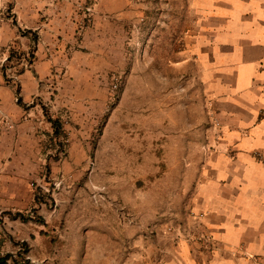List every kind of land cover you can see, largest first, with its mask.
I'll return each mask as SVG.
<instances>
[{"label": "rangeland", "instance_id": "rangeland-1", "mask_svg": "<svg viewBox=\"0 0 264 264\" xmlns=\"http://www.w3.org/2000/svg\"><path fill=\"white\" fill-rule=\"evenodd\" d=\"M13 1L0 0V102L5 88L17 102L23 71L36 78L37 48L56 51L64 40L39 22L33 32L22 28L33 33L28 42L9 40L17 31ZM79 15L73 41L39 84L45 95L31 99L60 133L28 127L33 142L9 159L23 168L11 175L23 197L20 212L0 213V259L158 264L166 234L196 241L199 228L190 181L208 152L211 122L190 55L196 20L189 0H84ZM5 112L0 103V135L10 123ZM17 213L27 220L12 219ZM119 230L130 234L120 241Z\"/></svg>", "mask_w": 264, "mask_h": 264}, {"label": "crops", "instance_id": "crops-1", "mask_svg": "<svg viewBox=\"0 0 264 264\" xmlns=\"http://www.w3.org/2000/svg\"><path fill=\"white\" fill-rule=\"evenodd\" d=\"M189 2L196 20L190 55L210 114L209 149L190 181V207L199 223L193 231L196 241L184 236L173 240L172 234H166L168 243L160 246L158 264H264V0ZM46 4L50 8L39 13V6ZM83 4L84 0L13 1L17 31L9 40L28 42L33 33L26 35L22 28L33 32L39 29L37 22L46 28L45 34L50 30L64 40L54 44L56 51L37 48L36 78L27 70L18 75L17 102L10 89H4L0 103L11 126L0 135V213L19 211L23 192L15 183L19 179L11 175L23 168L9 159L23 157L24 143L34 140L35 134L23 130L51 127L43 109H38L42 106L31 99L44 94L39 84L59 62L56 55H61L66 42L73 41ZM46 15H52L47 23L42 20ZM11 222L3 217L2 226L10 237ZM127 233L119 230L118 239ZM203 236L209 241L203 242ZM22 242L29 244L26 239Z\"/></svg>", "mask_w": 264, "mask_h": 264}, {"label": "trees", "instance_id": "trees-1", "mask_svg": "<svg viewBox=\"0 0 264 264\" xmlns=\"http://www.w3.org/2000/svg\"><path fill=\"white\" fill-rule=\"evenodd\" d=\"M44 114H45V116L47 117L48 121L51 124L52 130H53V134L57 136L60 133V125L58 123V120L52 119L51 117H49V115H48L46 110H44ZM11 218L12 219H20L21 221L27 220L20 213H17L16 215L11 216ZM7 258H9V257L6 256L5 258L0 259V264H5V260Z\"/></svg>", "mask_w": 264, "mask_h": 264}, {"label": "built area", "instance_id": "built-area-1", "mask_svg": "<svg viewBox=\"0 0 264 264\" xmlns=\"http://www.w3.org/2000/svg\"><path fill=\"white\" fill-rule=\"evenodd\" d=\"M5 126L8 127V126H11L10 123L8 121L5 122ZM195 222H198V218L195 217L194 218ZM203 242H208L209 241V237L207 236H203V239H202ZM14 257V256H13ZM11 258V257H10ZM27 259V258H26ZM28 260V259H27ZM5 264H9V261L5 260Z\"/></svg>", "mask_w": 264, "mask_h": 264}]
</instances>
